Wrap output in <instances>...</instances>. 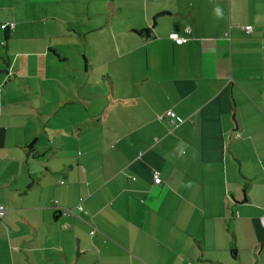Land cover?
<instances>
[{
	"label": "crops",
	"instance_id": "crops-1",
	"mask_svg": "<svg viewBox=\"0 0 264 264\" xmlns=\"http://www.w3.org/2000/svg\"><path fill=\"white\" fill-rule=\"evenodd\" d=\"M6 21L0 264H264V0H0Z\"/></svg>",
	"mask_w": 264,
	"mask_h": 264
},
{
	"label": "built area",
	"instance_id": "built-area-1",
	"mask_svg": "<svg viewBox=\"0 0 264 264\" xmlns=\"http://www.w3.org/2000/svg\"><path fill=\"white\" fill-rule=\"evenodd\" d=\"M0 27L2 29H13L14 27V22L13 21H6L0 24ZM245 32H249L251 27L249 25H244L241 27ZM174 41L176 43H183L185 42L186 38L184 37H179L176 35L172 36ZM160 117H162L163 119L166 120L167 124L169 126H173L176 124L181 123L184 119L181 118L180 116L176 115L175 112H173L171 109H166L163 111V113L160 115ZM152 181L153 183H159L161 181L160 176H159V172L157 170H153L152 171ZM68 214H72L71 211H67ZM4 214V208L2 205H0V217ZM261 223L264 226V212L263 215L261 217ZM184 264H192L191 261H186Z\"/></svg>",
	"mask_w": 264,
	"mask_h": 264
},
{
	"label": "trees",
	"instance_id": "trees-1",
	"mask_svg": "<svg viewBox=\"0 0 264 264\" xmlns=\"http://www.w3.org/2000/svg\"><path fill=\"white\" fill-rule=\"evenodd\" d=\"M232 252H233V250H232Z\"/></svg>",
	"mask_w": 264,
	"mask_h": 264
}]
</instances>
